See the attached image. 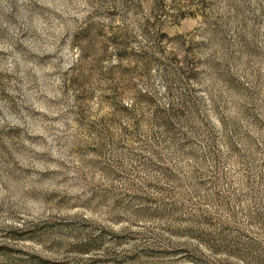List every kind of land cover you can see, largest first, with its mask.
Returning a JSON list of instances; mask_svg holds the SVG:
<instances>
[{"label":"rangeland","instance_id":"obj_1","mask_svg":"<svg viewBox=\"0 0 264 264\" xmlns=\"http://www.w3.org/2000/svg\"><path fill=\"white\" fill-rule=\"evenodd\" d=\"M0 264H264V0H0Z\"/></svg>","mask_w":264,"mask_h":264}]
</instances>
